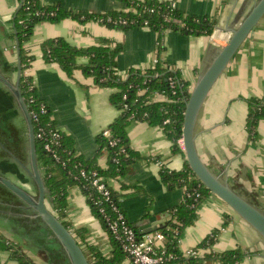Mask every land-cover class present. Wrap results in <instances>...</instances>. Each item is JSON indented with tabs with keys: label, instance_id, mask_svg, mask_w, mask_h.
<instances>
[{
	"label": "crops",
	"instance_id": "crops-1",
	"mask_svg": "<svg viewBox=\"0 0 264 264\" xmlns=\"http://www.w3.org/2000/svg\"><path fill=\"white\" fill-rule=\"evenodd\" d=\"M19 1L0 0V55L4 59L0 65L3 67L16 62L14 46L9 45V40H13L12 18ZM39 1L43 4L60 3L65 9L93 13L126 9L120 0ZM254 1L173 0L175 7L185 15H208L214 23V30L210 35H194L166 29L161 36L159 53L158 35L146 26L110 28L96 20L78 22L71 17L56 22L41 21L34 26L32 36L25 42L26 50L32 56L26 73L31 75L39 97L50 108L56 128L73 138L75 149L82 157L93 159L97 152L96 136L119 114L118 108L110 101L115 89L98 85L79 68L68 76L58 64L45 61L40 48L44 39L61 37L79 47L119 44L122 49L117 63L122 75L130 68L143 70L152 67L159 54L162 67L177 72L191 89L215 47L228 40V28L239 24ZM86 62L85 56L77 59L78 65ZM162 97L156 94L154 99L162 100ZM250 97L262 98L264 104V16L212 87L198 120L196 137L197 150L210 170L227 179L236 192L264 210V116L257 127V139L248 140L245 116L246 99ZM127 133L130 147L141 158L128 165L123 176L111 178V186L118 192L128 220L141 232L144 228L164 224L168 219V208L182 200L183 190L166 188L159 170L162 166L179 169L184 158L181 153L172 152V142L159 126L133 120L127 127ZM106 156L102 152L96 157L100 166L106 165ZM68 192L66 219L72 224V233L74 228H85L83 240L73 233L84 251L87 253L88 244H94L104 255H111L108 234L90 212L80 188L73 185ZM224 214L229 218L226 225H223ZM9 219L6 221L10 222ZM148 219L151 221L137 225ZM9 222L5 225L0 219V233L16 241L35 264H68L66 259H62L66 257L58 249V244L52 242L53 239L38 238L31 230H28L31 234L25 232L26 224L23 222H19L17 227L9 225ZM216 229H219V234L212 245L213 250L241 247L244 251L241 264H264V242L260 236L214 194H210L198 207L194 223L180 233V249L185 252L196 248ZM0 264L19 263L7 252L0 251Z\"/></svg>",
	"mask_w": 264,
	"mask_h": 264
},
{
	"label": "trees",
	"instance_id": "trees-1",
	"mask_svg": "<svg viewBox=\"0 0 264 264\" xmlns=\"http://www.w3.org/2000/svg\"><path fill=\"white\" fill-rule=\"evenodd\" d=\"M126 5L125 10H110L107 12L93 13L81 9H65L60 3L43 4L39 0H22V5L12 18V38L18 41L20 49L21 79L20 88L30 112H37L40 124L45 129L56 128V122L52 118L51 110L45 101L39 97L31 75L26 73L30 66L32 56L25 47V42L33 34L34 26L41 21L56 22L65 17H71L78 22L96 20L110 28L129 29L132 27L146 26L157 33L159 49L162 33L166 29H173L185 34L210 35L214 30V23L208 15H185L173 6V0H120ZM177 17L185 24L181 27L171 18ZM110 19V20H108ZM124 20L125 23L120 22ZM15 30V32H14ZM42 57L47 62H54L68 75L72 76L75 69H81L82 73L91 76L95 83L102 87L115 89L110 95V101L114 104L119 114L109 124L110 135L105 136L101 131L96 136V157L106 153V165L100 166L96 157L85 159L75 149L74 140L70 135L61 132V143L55 147V151L61 160L43 149V140L35 137L38 164L43 172L48 196L51 197L52 209L62 221L64 226L71 228V222L66 219L68 207L69 188L77 185L83 195L90 212L98 219L106 230L112 253L104 255L96 245H87V256L91 264H122L126 260V254L122 250L120 242L113 236L107 222L100 212V207L105 213L114 217L111 208L115 205L123 214L126 222L141 236L139 228L130 222L121 205L119 194L111 189V199L95 204L99 195L92 190L87 182L80 176V170H97L100 174L116 178L125 174L126 168L135 162L141 155L130 147L127 127L133 120L146 121L151 125L161 127L172 142V152L184 153L181 148V132L185 103L189 97L188 83L180 79L175 71L162 67L159 54L152 67L146 69L130 68L123 77L118 69L117 57L122 47L119 44H98L88 47L72 45L61 37L46 38L41 45ZM15 49V48H14ZM81 56L87 58V62L78 65L77 59ZM0 55V62H3ZM9 75L16 72V66L10 64L6 67ZM168 76L175 80L174 87L169 86ZM161 94L162 100H155L154 96ZM125 95V97H124ZM247 111L245 116V129L250 141L257 139V127L264 116V104L262 98L250 97L246 99ZM44 103L46 110L41 112L40 104ZM168 120V121H165ZM34 130L36 121H33ZM115 140L114 145L109 141ZM162 183L168 189L179 188L184 194L182 200L168 208V219L158 229L166 236L165 245L172 258L162 264H241L244 251L241 247L215 251L212 249L219 229L212 231L195 249L202 250L195 256H186L180 249L178 239L182 230L194 223L197 218V209L211 192L199 181L189 168L186 160L181 168L170 169L162 166L159 170ZM112 187V186H111ZM90 194H92L91 198ZM226 225L229 218L224 214ZM39 229H42L41 227ZM41 231V230H40ZM42 232V231H41ZM46 232H49L45 230ZM73 233L81 240L84 239L86 230L83 227L74 228ZM47 238H52L50 232ZM0 251H5L10 257L17 259L19 264H35L19 247L16 241L9 240L0 233ZM63 254V252H61ZM63 260L66 258L62 257Z\"/></svg>",
	"mask_w": 264,
	"mask_h": 264
},
{
	"label": "water",
	"instance_id": "water-1",
	"mask_svg": "<svg viewBox=\"0 0 264 264\" xmlns=\"http://www.w3.org/2000/svg\"><path fill=\"white\" fill-rule=\"evenodd\" d=\"M21 5L22 0L19 1L15 13ZM14 16L15 14L13 18ZM263 16L264 0H255L248 13L241 19L239 24L235 27L228 28L230 36L226 43L220 47H215L207 64L198 74L192 85L189 97L185 103L181 146L184 153V160H186L189 168L199 181L211 192V194H214L222 200L236 215L246 222L264 242V210L236 192L227 179H222L214 174L206 165L196 147L198 120L212 87L220 75L225 71L232 57L248 34ZM9 45H13L15 48V78L13 80L8 79L0 70V82L13 97L24 121L28 162L25 164L17 158L16 160L19 162L24 172L29 176L31 186L30 190H26L24 187L2 174H0V185L5 188L8 193L22 202L14 205L16 208L29 211L26 213L15 212V216L27 217L30 219L29 223H31V226H39L49 231L53 238L52 242L58 244V249L62 250L68 264H91L86 252L75 235L69 228L64 226L50 205L52 199L48 196V189L45 186L43 172L38 164L32 118L20 89V49L17 39L9 40ZM150 221V219L143 220L137 223V225L140 226ZM159 227H161V225L144 228L140 234L143 235L152 232Z\"/></svg>",
	"mask_w": 264,
	"mask_h": 264
},
{
	"label": "built area",
	"instance_id": "built-area-1",
	"mask_svg": "<svg viewBox=\"0 0 264 264\" xmlns=\"http://www.w3.org/2000/svg\"><path fill=\"white\" fill-rule=\"evenodd\" d=\"M173 6H175L174 3ZM171 20L178 23L181 27L185 26L181 19L177 17H173ZM120 22L125 23L124 20H120ZM122 76L125 77L126 75L123 74ZM167 80L169 86L174 87L175 80L172 76H168ZM45 107V104L41 103L39 107L40 111H45ZM30 115L32 122L36 121L37 125L34 130V135L40 140H43V149L50 152L55 159L61 160L60 156L55 151V147L59 146L61 143L62 134L59 129H45L40 124L37 112H30ZM103 134L109 136L110 130L106 128L103 130ZM115 142V140H110L109 144L114 145ZM80 176L88 183L92 190L99 195V200H94L95 204L99 205L102 201L107 202L111 199V178L100 174L95 169L90 171L81 169ZM91 196L92 194H90V197ZM111 209L117 213L114 217L107 215L102 206L100 207V212L103 214L111 233L120 242L121 248L126 254L125 264H162L166 260L172 258V254L167 252V247L165 245L166 236L162 231L156 229L138 236L136 231L126 222L123 214L119 212L118 208L113 205ZM199 252H201L199 249L192 248L185 251L184 254L186 256H195Z\"/></svg>",
	"mask_w": 264,
	"mask_h": 264
},
{
	"label": "flooded vegetation",
	"instance_id": "flooded-vegetation-1",
	"mask_svg": "<svg viewBox=\"0 0 264 264\" xmlns=\"http://www.w3.org/2000/svg\"><path fill=\"white\" fill-rule=\"evenodd\" d=\"M14 65L16 66V62ZM7 67H9V65ZM0 70L8 79L13 80L15 78L16 72L9 75L6 71V67H3L2 64L0 65ZM0 90V174L10 178L26 190H30L31 181L29 176L24 172L21 165L16 160L17 158L25 164L28 162L24 121L13 97L1 82ZM18 203L20 204L22 202L12 194L8 193L5 188L0 185V219L4 220L5 225H8L9 221H6L8 218L11 220L9 225L18 226L19 222H23L26 224L25 232L31 230L34 235L38 236V238H47L49 232H46L45 235V228L41 227L42 229H39V226H31V223H29L30 219L27 217L15 216L17 217L16 219L12 216L15 212H29L28 210L16 208L14 205ZM13 222L16 223L14 224ZM28 233L31 234L30 231H28ZM48 239L52 240L53 238H47L46 240Z\"/></svg>",
	"mask_w": 264,
	"mask_h": 264
}]
</instances>
